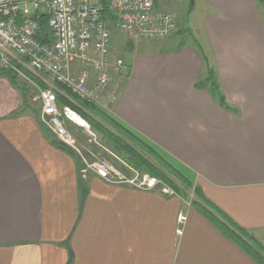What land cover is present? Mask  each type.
I'll use <instances>...</instances> for the list:
<instances>
[{"label":"crops","instance_id":"0c3cea01","mask_svg":"<svg viewBox=\"0 0 264 264\" xmlns=\"http://www.w3.org/2000/svg\"><path fill=\"white\" fill-rule=\"evenodd\" d=\"M258 1L202 0L210 11L196 45L180 38L165 51L143 50L145 40H128L120 56L128 73L110 116L264 248ZM21 94L0 73V264H256L184 196L80 176Z\"/></svg>","mask_w":264,"mask_h":264},{"label":"built area","instance_id":"2783aa9c","mask_svg":"<svg viewBox=\"0 0 264 264\" xmlns=\"http://www.w3.org/2000/svg\"><path fill=\"white\" fill-rule=\"evenodd\" d=\"M100 1L113 16V28L127 37L162 40L177 31L174 17L156 7L155 0H0V71L12 72L36 86L40 124L77 152L85 171L110 185L177 196L159 179L127 178L106 160L86 161L63 125L62 119L73 122L69 114L75 113L59 108L57 86L111 115L117 96L114 90L107 94L111 75L124 79L128 73L127 63L112 53V35ZM41 19L46 20V31L40 27ZM24 70L36 76L44 88L27 78ZM83 122L75 124L89 137V143L96 144L97 134ZM185 220V215L178 216L179 223Z\"/></svg>","mask_w":264,"mask_h":264},{"label":"trees","instance_id":"16d2710c","mask_svg":"<svg viewBox=\"0 0 264 264\" xmlns=\"http://www.w3.org/2000/svg\"><path fill=\"white\" fill-rule=\"evenodd\" d=\"M100 3L103 7V1H100ZM102 17L110 31V28L113 27L114 19L105 7H103ZM40 27L42 31L47 30L45 19H41ZM24 72L27 78L44 88V85L36 76L25 70ZM0 73L8 77L16 89L22 93L21 95L25 97L23 85L20 84L19 78L16 74L4 71H0ZM209 80L211 81L210 85L213 86L212 91L215 92L214 81L211 79ZM57 89L59 92L56 93V99L59 108H69L85 121L93 132L99 135L100 139L96 144L92 142L89 143V137L85 134L82 128H78V133L83 132L86 137L85 145L87 148L91 149L93 147L96 150L102 151L106 146L110 147L111 153L117 154L120 159L128 163L132 169L139 173H144L150 177L159 179L177 195L184 196L180 187L192 191L195 197L190 203L192 208L208 220L227 240L238 246L256 264H264V248L246 230L237 226L218 208L210 203L203 196L198 186L167 163L161 155H158L152 146L94 105L71 95L62 86H57ZM26 101L27 99L24 104L28 109ZM35 115L38 117L36 113ZM52 141L55 147L71 155L77 161L78 172L81 176L82 169L85 170V166L77 152L59 142L55 137ZM87 143L89 145H87ZM76 146L80 154L86 159V152L79 145ZM79 179V187L83 188L84 184L82 183L81 178Z\"/></svg>","mask_w":264,"mask_h":264},{"label":"rangeland","instance_id":"374dc122","mask_svg":"<svg viewBox=\"0 0 264 264\" xmlns=\"http://www.w3.org/2000/svg\"><path fill=\"white\" fill-rule=\"evenodd\" d=\"M167 1V3H166ZM159 0L160 6L170 13L174 20L176 21L177 26V33L178 31L181 32V34H176L173 39H162V40H145L141 48L143 50H168L170 48L174 47V42L178 41V39H182L186 44L189 45H196V41L198 43L205 42L204 37L201 32L202 24L207 16V12L210 11L204 4L202 3V0ZM260 1V0H259ZM258 1V9L260 12L264 15V6H261V3ZM110 32L112 35V53L115 56H123L121 51L124 44L129 40V42H132V40H137L134 38L127 37L124 34L118 33L113 27L110 28ZM152 41V42H151ZM158 48V49H157ZM76 68V66H75ZM118 77V76H116ZM119 79V80H118ZM111 78V81L109 83V91L114 90L116 91L117 88L120 86L119 83L123 81V79H120L118 77ZM20 84L23 85V91L25 92L24 95L27 99L26 103L28 106V111L30 113L35 112L37 116L40 113V97H39V90L34 86L33 84L27 82L23 78H19ZM113 82L115 83V86L113 85ZM108 114V113H107ZM109 115V114H108ZM63 125L69 135L72 137L73 140H75V145H79L85 152H86V161L96 160V159H103L109 162L111 165L114 166L115 169H117L121 175H124L127 178H132L134 176H139L141 178L142 176H148L144 173H139L136 170L132 169L128 163L125 161H122L120 157L117 154L111 153V148L107 147L104 148L102 151L96 150L93 147L91 149L86 147V137L83 134V132L78 133L79 126L75 124V122H71L70 120L62 119ZM98 140L100 139L99 135ZM54 138V137H53ZM87 145H89L87 143ZM104 151V152H103ZM157 152V150L155 149ZM158 153V152H157ZM160 155V153H158ZM156 165V164H155ZM84 170L82 169V172ZM85 172V171H84ZM150 177V176H149ZM196 185V184H195ZM179 186V185H178ZM180 187V186H179ZM181 190L184 193V197L188 199V201L191 203V200H193L195 197L192 193V191L186 190L182 187H180Z\"/></svg>","mask_w":264,"mask_h":264},{"label":"bare ground","instance_id":"6f19581e","mask_svg":"<svg viewBox=\"0 0 264 264\" xmlns=\"http://www.w3.org/2000/svg\"><path fill=\"white\" fill-rule=\"evenodd\" d=\"M69 118L79 125H84V122L82 121V119H79L78 116H76L75 114L74 115L69 114Z\"/></svg>","mask_w":264,"mask_h":264},{"label":"water","instance_id":"95a60500","mask_svg":"<svg viewBox=\"0 0 264 264\" xmlns=\"http://www.w3.org/2000/svg\"><path fill=\"white\" fill-rule=\"evenodd\" d=\"M192 1V0H191ZM180 33V32H179Z\"/></svg>","mask_w":264,"mask_h":264}]
</instances>
